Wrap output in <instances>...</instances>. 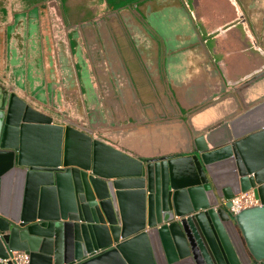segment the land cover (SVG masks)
I'll return each mask as SVG.
<instances>
[{
	"label": "water",
	"instance_id": "1",
	"mask_svg": "<svg viewBox=\"0 0 264 264\" xmlns=\"http://www.w3.org/2000/svg\"><path fill=\"white\" fill-rule=\"evenodd\" d=\"M17 88L0 83L8 264L14 252L28 264H264V83L254 104L223 116L227 134L193 131L182 155L158 158L107 142L79 117L56 121ZM248 190L259 204L231 214Z\"/></svg>",
	"mask_w": 264,
	"mask_h": 264
},
{
	"label": "crops",
	"instance_id": "2",
	"mask_svg": "<svg viewBox=\"0 0 264 264\" xmlns=\"http://www.w3.org/2000/svg\"><path fill=\"white\" fill-rule=\"evenodd\" d=\"M254 1H262L264 8V0ZM27 3V0H0V28L4 29L2 34L0 31V83L14 86L17 81H23L26 90L35 86L40 98L33 100L36 106L42 103L48 106L58 97L65 108L61 114L71 117L68 120L78 116L95 135L138 157L182 155L196 130H213V137H222L227 134L223 124L227 119L223 116L254 104L256 99L250 94L264 83V69L256 76L251 75L264 67V60L259 53H251V43L244 36L240 35L233 42L235 47L243 48L237 53L227 54L217 46L209 51L194 48L200 44L196 35L202 36L203 32L198 33L196 26L204 29L207 23L191 19L194 10L186 2L178 3L180 6L171 4L177 12L185 14L183 20L178 18L176 23H171L173 29L166 35L171 39L151 24L148 13H136L137 24L145 26L143 30L153 39L156 36L161 40L157 43L154 39V44L146 51V59L136 58L129 50L131 36L124 35L128 24L122 16L119 24L124 31L117 27V22L113 26L111 20L101 17L94 21L100 33L91 32L85 35L84 41H89L86 49L93 60L103 51L102 56L106 58L103 64L108 63L107 66L96 60L99 66L59 68L56 73H49L45 66L41 74L34 68L33 61L41 57L44 63L46 50L38 26L31 29L29 15L23 21L22 13L29 7ZM25 22L27 39L20 50L26 62L21 61V66L14 62L11 45L13 28ZM115 28L121 36L119 42ZM37 35L39 43L33 40V37L37 40ZM257 40H262L264 49V32ZM202 44L207 45L203 41ZM221 68L227 71L226 75L221 74ZM239 79H243L242 82L231 84ZM76 97H81L83 116L72 109L71 103ZM220 106L227 110L215 116Z\"/></svg>",
	"mask_w": 264,
	"mask_h": 264
},
{
	"label": "flooded vegetation",
	"instance_id": "3",
	"mask_svg": "<svg viewBox=\"0 0 264 264\" xmlns=\"http://www.w3.org/2000/svg\"><path fill=\"white\" fill-rule=\"evenodd\" d=\"M27 2L29 7L22 13V16L24 15L23 21H25L26 16L29 15L27 19H31V29L33 26H35V28L38 26L39 32L43 35V48L46 50L44 63H42L41 57L34 58L35 60L37 59V62L33 61L34 68L41 74L45 66L49 73L53 71L56 73L59 68L63 70L81 66L90 69L91 66H99L95 62L96 60L103 64V62H105L103 60L106 59L102 56L103 51H99L95 57L96 60H93L86 49L89 41H84L85 35L87 36L91 32L97 35L100 33V29L97 27L98 25L94 24V21L101 17L111 20L113 26H115L117 22V27H120V29L124 31L123 26L119 24V19L122 20V16L128 24V31L124 35H126L127 38L131 36L130 40L132 44L130 43L129 50L136 55V58L139 56L146 59V51L151 48V44L153 45L156 39L157 43H160L161 40L156 36L154 40L143 30L145 26L140 27V25L137 24L138 19L136 13L139 11L142 14L146 13V15L148 13L151 24L159 28L165 34L166 38L171 39V37L166 36L170 34L173 29L171 23H176L178 18L182 20L185 18V14L179 12V10L177 12L173 8L175 5L171 4L177 3V5H179L178 3L181 2H186L192 6L194 11H192V15H190L191 19H196V23L202 24V21H206L207 23L204 29H198L196 26L198 33H200V31L203 32L202 36L196 35V40H198L197 44H200L195 45L194 48L202 47L203 50L206 48V50L209 51L217 46V48L224 50L227 54L237 53L243 48H241V46L235 47L233 42L235 38H240L241 35L251 43V46H249L251 50H253L251 53H259L260 59L264 60L263 42L262 40H257V38L260 39V35L264 32V8L261 7L262 1L27 0ZM224 20L227 21L224 22ZM114 31L119 42L121 36L118 28H115ZM129 31L133 32V34H129ZM26 34V32L18 33L16 27L13 28L14 41L11 45V49L15 52L13 53L14 62L18 65H21V61L26 62L20 50L21 47L25 46L24 43L27 39ZM19 35L20 37L17 39L16 37ZM29 38L31 44V34ZM39 38V35H37V40L33 37L34 42L36 41L39 43ZM202 41L205 42V44L207 43L206 47L203 46ZM172 45H174L173 42ZM226 48L232 52L227 51ZM109 64L111 63L109 62ZM156 64V66H160L159 63ZM107 65L108 63L103 64V66ZM221 72L223 75L227 74V71L225 73L223 68H221ZM16 84L18 85L17 92L22 98L41 111L51 114L54 120L60 121L61 118L65 120L71 118H67L65 115L61 114V112H64L65 108L60 104L59 101L61 100H58V97L51 103L52 105L49 103L48 106H46V104L42 103L36 106L32 102L33 100H40V98L36 94L37 89L35 86H33V88L29 87L26 90L23 81H17ZM224 96L225 94L223 97ZM71 106L74 111H78L77 113L83 116L81 97L74 98Z\"/></svg>",
	"mask_w": 264,
	"mask_h": 264
},
{
	"label": "built area",
	"instance_id": "4",
	"mask_svg": "<svg viewBox=\"0 0 264 264\" xmlns=\"http://www.w3.org/2000/svg\"><path fill=\"white\" fill-rule=\"evenodd\" d=\"M259 204V200L255 198L252 190L240 192L231 199V206L229 211L231 214H236L242 209L256 206ZM9 260L12 264H28V256L23 252H14L10 255ZM8 259H1L0 264H8Z\"/></svg>",
	"mask_w": 264,
	"mask_h": 264
},
{
	"label": "rangeland",
	"instance_id": "5",
	"mask_svg": "<svg viewBox=\"0 0 264 264\" xmlns=\"http://www.w3.org/2000/svg\"><path fill=\"white\" fill-rule=\"evenodd\" d=\"M92 92H93V90H92ZM86 101H88V100H86ZM90 101H91V99H89V103H90Z\"/></svg>",
	"mask_w": 264,
	"mask_h": 264
}]
</instances>
